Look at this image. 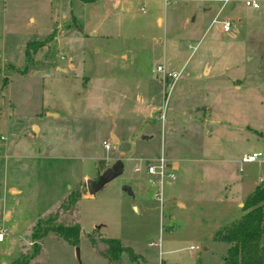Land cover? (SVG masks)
<instances>
[{
  "label": "rangeland",
  "instance_id": "374dc122",
  "mask_svg": "<svg viewBox=\"0 0 264 264\" xmlns=\"http://www.w3.org/2000/svg\"><path fill=\"white\" fill-rule=\"evenodd\" d=\"M256 1L258 10L244 0H0V136L5 140L0 144L9 142L11 152L28 144L43 156L21 169H5L7 184L19 193L0 192V213L10 211L12 221L0 243V261L15 256L13 241L29 249L27 226L45 210L53 209L42 222L53 217L59 209L53 200L71 190L76 197L81 191L68 218L79 229L77 245L49 232L30 264H220L224 244L214 237L225 217L213 201L231 182L223 184L227 174L220 175L222 164L212 161L219 155L239 161L255 151L264 162V95L238 92L235 104L228 91L232 83L220 79L252 70L247 58L264 47V0ZM216 15L217 21H230L229 33L222 35L219 25L211 24ZM92 29L96 37L89 35ZM38 43L43 45L30 51L31 63L27 45ZM91 60L97 69H107L114 85L108 80L96 89L74 79L82 61ZM261 61L264 65V56ZM69 63L75 72L66 68ZM157 65L174 72L171 85L162 83ZM84 70L86 76L91 72ZM146 103L154 107L144 108ZM193 107L208 111L188 112ZM54 110L59 117L48 118L49 125L36 135L32 125ZM150 110L155 114L145 118ZM162 152L175 158L178 169L174 181H163L159 211L143 175L132 168ZM118 158L121 174L88 195L85 181L95 180L105 162L110 167ZM260 165L234 162L232 180L243 176L254 186ZM138 183L148 204L136 212L131 205ZM124 186L132 187L133 198ZM107 239L120 240L133 258L109 255Z\"/></svg>",
  "mask_w": 264,
  "mask_h": 264
},
{
  "label": "crops",
  "instance_id": "0c3cea01",
  "mask_svg": "<svg viewBox=\"0 0 264 264\" xmlns=\"http://www.w3.org/2000/svg\"><path fill=\"white\" fill-rule=\"evenodd\" d=\"M81 1L83 3H91L94 0H81ZM112 1H114L116 3L118 2V0H112ZM140 1H142V0H140ZM144 1H142V2H144ZM254 1H256V0H254ZM257 4H258V2H257ZM143 7H144V5H143ZM258 9H259V5H258V8L254 9V10H258ZM139 11H140V9H139ZM140 12L144 13L142 11H140ZM218 13H219V11H218ZM218 13H217V15H218ZM217 15L215 17H217ZM156 20L158 21V23H160V21H161L160 18H157ZM218 29L222 35H225V34L230 32L231 26H230L229 31L226 33H223L220 30L219 26H218ZM89 35L91 37H96L97 36L96 30L95 29L90 30ZM102 37H104V36L100 34V38H102ZM257 48H258V46H257ZM257 48H256V46H254L252 49L255 50ZM263 48L264 47L262 46L260 49V52L258 51V49L255 50L254 56L247 58V59H250V60H247V64H252V67H253L252 70H248L242 75L236 74V75H230V76H227V75L226 76L225 75L220 76L221 77L220 79H222L223 81H229L230 84L232 83L231 89H228V88L227 89L231 93V100H233L235 104H236V102H238V99H237L238 92L254 93V92L261 91V93L264 95V65L261 61L262 57L264 56V49ZM39 49L37 51H39ZM122 57L125 58L124 55ZM62 58H63V56H61V59ZM106 60L107 59L104 60V63L108 64V61L106 62ZM30 61L31 60H29V62ZM32 62L33 61H31V63ZM66 68L71 72H75V67H73V65H71L70 63L67 64ZM98 68H99V66H98ZM163 68H164V66H163ZM84 69H86V71L88 69H90L91 72L88 73V75L86 76L85 74H87V73L84 72L85 71ZM106 70L107 69H102V70L97 69L96 65H95V61L91 60L90 62H87V63H86V61H82V72L80 74L74 75V79L83 78V82L85 83L84 86L88 85L89 87L96 88V89H101V86H104L106 84V81L109 80V84L107 83V85L111 87L112 85H114V83H112V81H110L109 77L111 75ZM108 70H110V69H108ZM164 70L166 71L165 68H164ZM56 71L65 72V68L61 67V66H57ZM83 73H84V75H83ZM170 81H171L170 79H167L166 82L170 83ZM233 81L235 83H233ZM6 83H7V81L5 82V84ZM227 89H225V91ZM152 107H154L152 103L151 104L146 103V105H144V108H147V109H150V108L152 109ZM157 109L158 108H156L155 110L157 111ZM11 110L13 113L12 108H11ZM187 110H188V112H195V111L199 110L202 113H204V112L208 111V108L202 107V108L198 109V108L193 107V108H187ZM151 113L152 112L150 110L149 113L145 116V118H150L151 116H153L155 114V113H152V114ZM51 117L52 118H58L59 112L55 111V110L52 112H48L46 114V116L43 117V119H45V120L40 119L42 121L38 125H36V123L32 125L33 131L36 135L39 134L41 131L45 130V126L49 125V123H47V119L51 118ZM192 128L193 129L198 128V125H194V127H192ZM109 134L112 137L113 143H118V138L112 133V131H109ZM237 140L238 139H236V141ZM4 141H3V143L0 144V147L2 146V152L0 154V170H1V175H0V188L1 189H0V192H1V195H6V197L10 196V195L11 196H17L19 193V189L12 184H7L8 183L6 180L7 174H6L5 169H7V167H10V169L14 168L12 171H15V169H21L25 163H27V165H29L28 162H30V160H42L43 156H39L40 155L39 149H34L32 151L28 144H26L25 148L24 147L20 148V149H23L21 152H16V151L11 152L12 146H9V142L8 143L6 142V144H5ZM15 149H19V148H15ZM200 150H201V148H200ZM234 150H236V149H234ZM251 152H255V151H251ZM162 154L167 159L169 164L172 165L171 167L174 169V171H176L178 168L176 165L175 158L170 157V156L167 157L164 152H162ZM261 156H262V154H261ZM258 160L255 163H257V164L264 163V162H262L263 160H260V161H258ZM212 162L213 163L218 162L219 164H222V168H223L222 171L223 172H220L219 174L222 175L223 177H225V173L227 174V179L225 181H223V184H224V182L225 183H228L229 181L231 182V187H229V185L223 186V192L227 191L225 193V195H223V193H219L218 201H216V202L213 201V203L215 204V206H214L215 209L218 210V214H220L221 216L223 215V217H225L223 220H220V222L218 224V228L216 231H219V230L227 227L228 225H230L232 222L239 219L244 214L245 211L242 210V204H243L244 200L246 199V197L249 196L254 191L256 186L264 185V167L262 165H260L258 183L254 184V186L250 187V186H248L249 183L247 182L246 177L241 176L240 178H236L235 180H232V178H235L236 175H235V173L232 175L233 171L231 172V169H230L231 164H233L234 162L241 164V166H242V164H250V163H241L240 160L237 161V159L234 160L230 157L221 159L220 155L217 156ZM107 167H108V164L105 162L104 168H107ZM241 170L242 169L239 168V169H237V172L238 171L241 172ZM226 187H229V188H226ZM135 189H136V196H135V199L132 201L131 207L136 212H138L139 209H142L144 211L145 208L147 207L148 202L146 200H144L143 197H141L142 196V194H141L142 185H140L138 183L137 185H135ZM130 190H131V193L129 195H131V197L133 198L134 192L132 190V187H130ZM204 190H206V189H204ZM70 192H71V190L68 193L60 194L59 197L57 196L58 198H55L53 200V204H52L53 207L57 208L59 206L61 200L63 198H65L67 195H69ZM218 192H221V190L219 189ZM204 197L207 198L206 195ZM170 199H173V198L170 197ZM204 203L208 204V201L205 199ZM176 204L178 206L183 205L178 201ZM51 211H53V209L52 210L51 209L45 210L44 214L42 213V215L36 216V221ZM11 222L12 221H11L10 211H8V210L3 211L2 210L0 213V227L5 229L7 227V225H9ZM32 225L29 224L27 226L28 227V234H27L26 245H28V243L30 242L29 241V231H30V228L32 227ZM5 231H6V229H5ZM214 240H215V237H214ZM215 241L224 244L223 242H221L219 240H215ZM11 245H13L12 249H11V255H14V254H12L13 248L17 247L15 256H9L5 260L2 259L0 261V264H9L12 259H14L20 252L25 250V249L21 248L24 245L23 246H22V244H21V246L19 244L14 245V241ZM225 249H226V245L224 244V251H225ZM224 251H223V253H224ZM137 253L140 254L141 256H143L145 259H147V260L149 259L145 253V250L144 251L140 250V252H137ZM223 253H222V255H223ZM221 262H222V256H221ZM221 262H220V264H221Z\"/></svg>",
  "mask_w": 264,
  "mask_h": 264
},
{
  "label": "trees",
  "instance_id": "16d2710c",
  "mask_svg": "<svg viewBox=\"0 0 264 264\" xmlns=\"http://www.w3.org/2000/svg\"><path fill=\"white\" fill-rule=\"evenodd\" d=\"M42 45L43 43L28 44L27 59L30 60V51L35 53ZM79 193L81 194V191L76 197L70 192L61 200L59 209L53 217L47 218L45 222L39 218L32 225L29 231L30 248L20 252L9 264H30L33 262L40 252V241L49 232L56 234L73 246L77 245L79 229L74 224L69 225L68 221L80 197ZM242 209L245 212L239 219L215 234L216 240L226 245L221 264H264V185L255 187L254 191L244 200ZM40 223L42 224L39 225ZM105 243L109 255L117 256L120 253H125L133 258L130 248L120 240L107 239ZM102 255L106 258V253H102Z\"/></svg>",
  "mask_w": 264,
  "mask_h": 264
},
{
  "label": "built area",
  "instance_id": "2783aa9c",
  "mask_svg": "<svg viewBox=\"0 0 264 264\" xmlns=\"http://www.w3.org/2000/svg\"><path fill=\"white\" fill-rule=\"evenodd\" d=\"M144 1V0H142ZM186 1V0H184ZM228 0H222V3H226ZM168 0H164V3L166 4ZM244 5L247 7H251L252 9H257L258 4L254 0H244ZM140 11L144 12L143 5L140 8ZM217 23L220 27V30L223 33H226L230 29V21L229 20H223V21H217L216 17L212 20L211 24ZM155 71L161 73V81L162 83H167V79L171 78L170 85L172 82H174L176 75L174 72L170 71L167 72L164 70L162 65H157L155 67ZM0 140H4L3 137L0 136ZM102 148L105 152L109 151L110 146L107 142H102ZM261 157L260 152H251L243 154L240 158L241 163H253L256 162ZM172 165L169 164L167 159L164 157L163 154H160L159 157H157L155 160L149 161V160H137V163L133 165L132 171L134 173H138L139 175H143L144 180L151 190V197L155 201V203L158 205L159 211H161L162 206L164 204L163 199V181L169 180L174 181V169L171 167ZM5 229L0 227V242H3L5 238ZM148 246H155L158 248V244L156 245L154 242L148 243Z\"/></svg>",
  "mask_w": 264,
  "mask_h": 264
},
{
  "label": "water",
  "instance_id": "95a60500",
  "mask_svg": "<svg viewBox=\"0 0 264 264\" xmlns=\"http://www.w3.org/2000/svg\"><path fill=\"white\" fill-rule=\"evenodd\" d=\"M122 172V160L118 158L114 163L107 167L102 173H100L95 180L88 179L85 181V189L88 195H94L98 190H100L105 184L119 176ZM124 190L128 194L131 193L129 186H124ZM77 251V249H76Z\"/></svg>",
  "mask_w": 264,
  "mask_h": 264
}]
</instances>
